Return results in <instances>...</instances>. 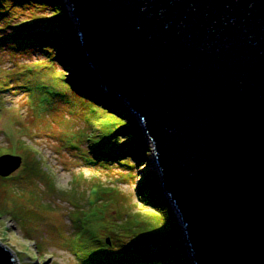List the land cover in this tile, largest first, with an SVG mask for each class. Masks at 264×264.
Returning a JSON list of instances; mask_svg holds the SVG:
<instances>
[{"label":"water","instance_id":"95a60500","mask_svg":"<svg viewBox=\"0 0 264 264\" xmlns=\"http://www.w3.org/2000/svg\"><path fill=\"white\" fill-rule=\"evenodd\" d=\"M66 1L88 83L141 119L195 264H264V0Z\"/></svg>","mask_w":264,"mask_h":264},{"label":"rangeland","instance_id":"374dc122","mask_svg":"<svg viewBox=\"0 0 264 264\" xmlns=\"http://www.w3.org/2000/svg\"><path fill=\"white\" fill-rule=\"evenodd\" d=\"M65 4L76 34L71 7L66 0ZM50 39L54 41L51 35L43 41ZM16 47V43H0V157L13 154L23 158L21 167L10 176L0 175V241L14 251L16 264H87L93 247L82 244L86 236L81 227L84 217L79 214L82 211L86 216L101 207L96 200L102 198L104 188L119 190L118 203L105 208L107 219L115 218L116 209L145 214L155 208L140 201L137 190L141 176L158 168L153 142L131 110L141 122V143L151 149L143 155L144 161L136 164L132 160V168H113V164L91 158L90 136L106 125L108 117L103 109L89 104L92 99L88 94L93 92L108 110L121 98L105 96L101 89L89 85L81 45L80 58L68 44L54 55L56 64L29 43ZM62 79H66L68 90ZM164 196L185 237L166 191ZM183 240V253L178 246L172 251L178 264H192L193 259L184 263L181 258L191 253Z\"/></svg>","mask_w":264,"mask_h":264},{"label":"trees","instance_id":"16d2710c","mask_svg":"<svg viewBox=\"0 0 264 264\" xmlns=\"http://www.w3.org/2000/svg\"><path fill=\"white\" fill-rule=\"evenodd\" d=\"M64 5L65 0H0V43H16V49L29 43L33 49L45 53L46 58L54 64L58 63L54 57L56 52L63 51L70 44L76 58H80V42L73 32V21ZM47 10L51 12L44 15ZM24 15L26 18L23 19ZM42 25L46 28L41 29ZM50 35L54 41H43ZM69 56L71 59L74 57L73 54ZM60 62L66 65L64 60ZM73 63L76 62L73 60ZM62 82L68 90L66 79H62ZM88 95L92 99L89 104L103 109L108 117L106 125L90 136L91 158L102 164H113V168L118 165L132 168V160L136 164L142 163L143 155L151 149L147 143H141V122L128 109L125 101L118 99L112 104L113 110H108L93 92ZM113 189L117 188H104L102 198L100 195L96 200L102 204L99 209L89 212V208H86L84 210L89 212L88 215L85 216L82 211L79 214L80 218L84 217L81 227L86 236L82 244L93 247L89 251L87 264H178V257L172 250L178 246L182 251L184 237L180 233L179 220L164 196L158 168L142 175L137 185L140 201L155 207L145 214L141 211L123 213L116 209L115 218L107 219L109 216H106L105 208L111 203H118L119 190ZM181 258L184 263L189 262V258L190 261L193 259L191 253ZM192 264H195L194 260Z\"/></svg>","mask_w":264,"mask_h":264},{"label":"bare ground","instance_id":"6f19581e","mask_svg":"<svg viewBox=\"0 0 264 264\" xmlns=\"http://www.w3.org/2000/svg\"><path fill=\"white\" fill-rule=\"evenodd\" d=\"M84 68H85V65H84ZM92 88H97L96 86L94 87V86H91Z\"/></svg>","mask_w":264,"mask_h":264}]
</instances>
